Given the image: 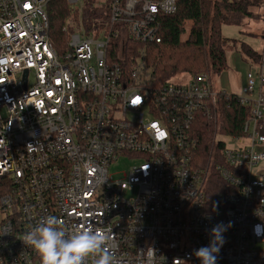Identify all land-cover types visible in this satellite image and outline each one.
I'll return each instance as SVG.
<instances>
[{
    "label": "built area",
    "instance_id": "built-area-1",
    "mask_svg": "<svg viewBox=\"0 0 264 264\" xmlns=\"http://www.w3.org/2000/svg\"><path fill=\"white\" fill-rule=\"evenodd\" d=\"M49 1L0 0V264H41L23 237L49 215L106 233L116 264L200 262L218 224L217 260L264 264V46L244 92L217 91L209 72L158 83L139 43L161 41L179 0H111L62 51ZM231 97L251 110L236 136L220 132ZM205 121L207 158L194 138ZM123 159L135 163L111 172Z\"/></svg>",
    "mask_w": 264,
    "mask_h": 264
},
{
    "label": "trees",
    "instance_id": "trees-1",
    "mask_svg": "<svg viewBox=\"0 0 264 264\" xmlns=\"http://www.w3.org/2000/svg\"><path fill=\"white\" fill-rule=\"evenodd\" d=\"M110 1L104 0L99 5L97 0H84L81 11H78L68 0H50L47 5L49 34L57 50L67 48L70 33L79 26V21L86 32L98 28L97 20L104 22L109 17ZM249 19L264 20V0H179L175 13L160 15L161 41L139 45L146 49L158 83L179 74L210 72L213 77L220 76L228 69L229 43H233V49L238 50L247 63L261 64L262 53L250 43L223 34V26L243 27ZM250 111V107L241 105L236 98L222 100L220 132L241 135L245 121L251 116ZM204 124L206 121L202 126ZM213 135L214 128L208 122L195 133V149L200 157L207 158ZM4 191V188L0 189V193ZM185 264H201V261ZM216 264H227V261L217 260Z\"/></svg>",
    "mask_w": 264,
    "mask_h": 264
},
{
    "label": "clouds",
    "instance_id": "clouds-1",
    "mask_svg": "<svg viewBox=\"0 0 264 264\" xmlns=\"http://www.w3.org/2000/svg\"><path fill=\"white\" fill-rule=\"evenodd\" d=\"M224 231V225L214 226L209 245L194 250L201 264H216L217 254L225 242ZM108 240L106 233L92 227L68 230L57 217L51 215L43 217L23 237L25 245L40 256L41 264H86L89 257L92 264H116L109 251Z\"/></svg>",
    "mask_w": 264,
    "mask_h": 264
},
{
    "label": "crops",
    "instance_id": "crops-1",
    "mask_svg": "<svg viewBox=\"0 0 264 264\" xmlns=\"http://www.w3.org/2000/svg\"><path fill=\"white\" fill-rule=\"evenodd\" d=\"M261 23L263 24V22ZM262 24H260V22L256 24L255 21L247 20L246 24L243 27H240V29H238V33L239 34L241 33L242 35L241 36L242 39H239V40L250 43L252 47L260 53H262L263 46H264V42H263L264 28H263L262 36L259 40L255 39L256 38L255 36L257 34L256 32L262 27ZM233 57H234L235 66L239 67V70H234L236 71V73L232 71L226 72V77L229 82L228 85L230 87L228 91L232 93L244 92L246 73H248L249 69H254L257 66V64L254 65V64H251L250 62L247 63L243 59V56H241V54L239 56L234 54ZM261 150L264 151V146L261 148ZM257 172L264 177V162H261L260 164H258Z\"/></svg>",
    "mask_w": 264,
    "mask_h": 264
},
{
    "label": "rangeland",
    "instance_id": "rangeland-1",
    "mask_svg": "<svg viewBox=\"0 0 264 264\" xmlns=\"http://www.w3.org/2000/svg\"><path fill=\"white\" fill-rule=\"evenodd\" d=\"M98 2H103L104 0H97ZM84 1L83 0H80V3H77V4H72L71 3V7L73 9H77L78 11H81V4L83 3ZM251 20V19H249ZM252 21H255L256 24L260 22V24H262L261 22H263L262 24V27L256 32V38L255 39H260L261 36H262V32H263V28H264V20L261 19V20H252ZM223 34L225 37H229L230 39L232 38H237V39H242V35L241 33L239 34L238 33V29H240V27L238 28L237 26L233 25V26H228V25H225L223 26ZM264 36V35H263ZM227 57H228V69L225 70L222 74H220V76H214L212 77L213 79V85L215 86L216 90L217 91H221V90H229L230 87H229V82L227 80V77H226V72H234L236 73V71L234 70H239V67H236L235 66V62H234V54L236 55H240L239 53L240 52H237L235 49H233V43H229L227 45ZM210 73V72H209ZM211 74V73H210ZM247 75V73H246ZM188 74H179V80H183L185 78H187ZM237 76V75H236ZM178 81V80H176ZM221 82V84H220ZM245 87L247 86L246 85V76H245ZM230 92V91H229ZM135 161L134 160H131V159H127V160H122L118 165H113L112 168H111V172H115V171H121V172H124L126 169H128L130 167V165L134 164ZM257 168L258 166H256L254 168V173L257 172ZM264 248V245L262 246Z\"/></svg>",
    "mask_w": 264,
    "mask_h": 264
}]
</instances>
